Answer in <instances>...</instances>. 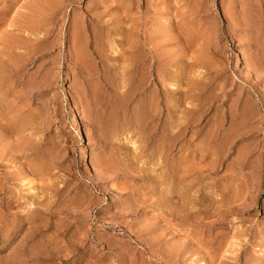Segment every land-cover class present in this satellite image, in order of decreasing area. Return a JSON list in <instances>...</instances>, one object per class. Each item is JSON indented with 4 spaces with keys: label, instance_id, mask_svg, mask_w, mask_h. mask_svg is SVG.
Returning <instances> with one entry per match:
<instances>
[{
    "label": "rangeland",
    "instance_id": "1",
    "mask_svg": "<svg viewBox=\"0 0 264 264\" xmlns=\"http://www.w3.org/2000/svg\"><path fill=\"white\" fill-rule=\"evenodd\" d=\"M0 264H264V0H0Z\"/></svg>",
    "mask_w": 264,
    "mask_h": 264
},
{
    "label": "bare ground",
    "instance_id": "2",
    "mask_svg": "<svg viewBox=\"0 0 264 264\" xmlns=\"http://www.w3.org/2000/svg\"><path fill=\"white\" fill-rule=\"evenodd\" d=\"M85 156V153H82V157ZM31 181V180H30Z\"/></svg>",
    "mask_w": 264,
    "mask_h": 264
}]
</instances>
